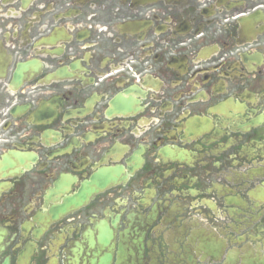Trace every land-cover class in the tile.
<instances>
[{
	"label": "flooded vegetation",
	"instance_id": "af4514ba",
	"mask_svg": "<svg viewBox=\"0 0 264 264\" xmlns=\"http://www.w3.org/2000/svg\"><path fill=\"white\" fill-rule=\"evenodd\" d=\"M0 264H264V0H0Z\"/></svg>",
	"mask_w": 264,
	"mask_h": 264
}]
</instances>
